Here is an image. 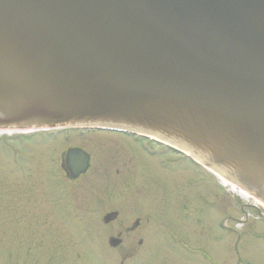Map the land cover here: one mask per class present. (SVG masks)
Instances as JSON below:
<instances>
[{"label":"water","instance_id":"water-1","mask_svg":"<svg viewBox=\"0 0 264 264\" xmlns=\"http://www.w3.org/2000/svg\"><path fill=\"white\" fill-rule=\"evenodd\" d=\"M76 122L169 139L264 202V0H0V126Z\"/></svg>","mask_w":264,"mask_h":264},{"label":"rangeland","instance_id":"rangeland-1","mask_svg":"<svg viewBox=\"0 0 264 264\" xmlns=\"http://www.w3.org/2000/svg\"><path fill=\"white\" fill-rule=\"evenodd\" d=\"M14 135L0 137V215H89V211L96 215L102 208L116 206L133 215H152V204L164 208L163 197L170 194L167 211L177 231L169 228L172 237L181 241L172 240L170 246L159 242V248L140 256L138 264H264L262 203L222 186L204 166L194 167L179 156L176 145L171 144L175 149H170L156 141L160 138L155 135L152 144L142 145L106 132H70L67 137L43 134L30 139ZM71 147L85 150L92 158L76 187H69L63 178L56 181L57 174L55 179L50 176L60 156ZM142 148L156 151L146 155ZM169 159L173 166L164 162ZM134 180L146 192L133 193L130 187H123ZM152 193L157 197L149 200ZM159 223L153 227L165 237Z\"/></svg>","mask_w":264,"mask_h":264},{"label":"flooded vegetation","instance_id":"flooded-vegetation-1","mask_svg":"<svg viewBox=\"0 0 264 264\" xmlns=\"http://www.w3.org/2000/svg\"><path fill=\"white\" fill-rule=\"evenodd\" d=\"M70 132L56 134L70 136ZM85 133L91 132L78 131V135ZM43 134L55 133L38 132L16 138L30 139ZM65 152L56 166L58 171L54 169L50 176L54 178L53 175L57 174L56 181L63 178L69 187H76L77 180L88 169L74 174ZM90 161L91 158L89 164ZM135 182L123 187H130L133 193L136 190L137 193L140 190L146 192ZM148 197L152 200L157 196L152 193ZM163 199L165 211L153 203L152 215H133L131 210H121L118 206L110 210L102 208L96 215L92 214L93 211H89V215H0V258L5 255L0 264H138L140 256L146 257L159 248V242L167 246L172 240L171 215L167 211L172 197L169 194V198ZM96 208L100 209L97 205ZM154 223L163 225V232L167 233L165 237L159 233V228L153 227ZM13 253L19 254L12 258Z\"/></svg>","mask_w":264,"mask_h":264},{"label":"bare ground","instance_id":"bare-ground-1","mask_svg":"<svg viewBox=\"0 0 264 264\" xmlns=\"http://www.w3.org/2000/svg\"><path fill=\"white\" fill-rule=\"evenodd\" d=\"M175 145V144H174ZM177 146V145H176ZM179 147V146H178ZM180 148V147H179ZM183 149V148H181ZM218 178L220 179V181L222 182L223 186H227L229 187V190L243 198H251L252 196H250L249 193H247L246 191H244V189L240 188L239 186H237L235 183H231L229 180H227L225 178L224 175H222L221 173H219L218 171L215 173ZM256 200V199H255Z\"/></svg>","mask_w":264,"mask_h":264}]
</instances>
